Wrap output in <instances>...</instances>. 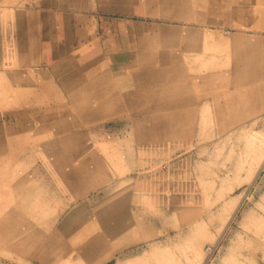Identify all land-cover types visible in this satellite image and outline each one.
<instances>
[{
    "label": "rangeland",
    "instance_id": "rangeland-1",
    "mask_svg": "<svg viewBox=\"0 0 264 264\" xmlns=\"http://www.w3.org/2000/svg\"><path fill=\"white\" fill-rule=\"evenodd\" d=\"M0 116V264H264V0H0Z\"/></svg>",
    "mask_w": 264,
    "mask_h": 264
},
{
    "label": "crops",
    "instance_id": "crops-1",
    "mask_svg": "<svg viewBox=\"0 0 264 264\" xmlns=\"http://www.w3.org/2000/svg\"><path fill=\"white\" fill-rule=\"evenodd\" d=\"M18 36V43L15 45L14 51L21 57L20 66L24 68L30 67L33 59L35 64L32 67L40 68L41 72L49 70L53 76L59 75L63 67H71L69 63L74 60L75 49L72 39L68 36H66V40L63 37L62 43L59 44L56 42L59 40L60 35L54 33L49 36L46 31L32 33L27 30L22 35L18 34ZM15 37H17V34H14V39ZM17 140H19V136L16 135L14 125L10 124L8 120L1 119L0 116V171L5 169L6 164L9 162L7 157L10 154L15 155L17 146L20 147L21 144ZM31 188L32 186L30 185L22 191L16 192L17 189L14 187L11 193L8 192V196L13 194L16 197L19 195L27 197L31 194ZM15 201L14 198L13 202Z\"/></svg>",
    "mask_w": 264,
    "mask_h": 264
},
{
    "label": "bare ground",
    "instance_id": "bare-ground-1",
    "mask_svg": "<svg viewBox=\"0 0 264 264\" xmlns=\"http://www.w3.org/2000/svg\"><path fill=\"white\" fill-rule=\"evenodd\" d=\"M264 160V159H263ZM261 162H263V161H261ZM262 164V163H261ZM264 164V163H263ZM264 166V165H263ZM258 169H260V167L258 168ZM257 174V173H256ZM253 183V182H252ZM260 214V213H259ZM262 215V214H261ZM263 216V215H262ZM258 218V217H257ZM260 220V219H259ZM260 221H262V220H260ZM263 221H264V219H263ZM258 227V226H257ZM250 228V227H249ZM223 232V231H222ZM222 232H221V234H222ZM257 234V233H256ZM220 235V234H219Z\"/></svg>",
    "mask_w": 264,
    "mask_h": 264
}]
</instances>
